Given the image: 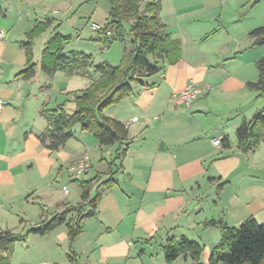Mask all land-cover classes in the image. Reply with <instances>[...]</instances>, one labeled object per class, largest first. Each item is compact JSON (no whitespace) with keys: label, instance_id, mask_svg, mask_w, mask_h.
I'll return each instance as SVG.
<instances>
[{"label":"crops","instance_id":"crops-1","mask_svg":"<svg viewBox=\"0 0 264 264\" xmlns=\"http://www.w3.org/2000/svg\"><path fill=\"white\" fill-rule=\"evenodd\" d=\"M219 1L226 3V0ZM2 11L0 30L6 38L0 42V100L3 101L0 107V234L11 231L24 236L66 206L79 205L81 183L95 178L98 181L92 184L93 195L99 194L100 199L95 207L87 208V213L94 211V216L83 221L82 233L72 245V258L66 225L47 236L31 234L26 239L46 244L47 250L54 251L53 255L61 251L67 258L66 264H129L144 258L157 239L161 244H156L163 249L172 237L196 242L205 233L215 231L221 236L219 228L207 226L211 221L223 220L228 226L238 228L254 217L264 225V160L250 163L249 159L251 154L259 157L264 152V141L243 153L236 137V129L243 119H250L261 109V94L247 86L259 79L256 63L261 55L260 49H250L249 34L247 46L235 48L227 41L226 48H220L224 52L221 50L218 56L210 53L209 43H205L217 34L218 28L185 37L180 32L170 33L169 26L160 17L171 39L180 43L179 62L166 64L158 74L142 78L134 84L133 96L104 112L128 129L130 146L125 155L117 158L118 145L101 147L80 126L73 128L72 138L64 146L51 152L38 137L47 128L41 115L46 105L44 95L48 94L52 100L56 84L44 82L33 86L36 74L31 80L19 77L26 64L20 72L8 73L12 62L6 58L11 49L6 46L7 38L19 21L12 19L8 10L2 8ZM248 25L253 29L257 24L248 21ZM225 31L229 42L236 43L238 36L230 28L226 27ZM197 42H202L203 47H196ZM45 76L48 81L56 82L58 76L65 75ZM191 84L208 88V93L190 108L175 103L173 96ZM223 89L230 97H240L229 114L235 119L231 129L220 123H217L219 128L214 127L216 124L208 121L212 118V100ZM62 91L65 97L71 93L66 88ZM223 138H228L229 149L222 143L214 145L213 140ZM84 156L89 157L92 168L74 179L69 168ZM114 161L116 165L110 170L109 165ZM110 178L113 180L110 187L102 185ZM71 184L72 197L68 187ZM212 191L216 197L219 195L213 206L218 210L217 218L211 212V205L209 209L205 207ZM12 255H8L10 261ZM185 264L197 263L185 257Z\"/></svg>","mask_w":264,"mask_h":264},{"label":"trees","instance_id":"trees-1","mask_svg":"<svg viewBox=\"0 0 264 264\" xmlns=\"http://www.w3.org/2000/svg\"><path fill=\"white\" fill-rule=\"evenodd\" d=\"M110 4L109 20L105 28L98 31L97 42L105 48H110L115 42L125 43L131 37L132 47L125 49L118 66L109 63L94 65L92 55L83 52H66V46L73 41L72 36L56 33L44 44L41 56V70L49 78L57 74L66 77H81L90 80V86L79 92L68 93L74 96L75 110L68 113L63 107L49 109L44 105L41 115L47 122L46 131L38 139L51 152L59 150L70 138L75 126H80L82 132L92 134L101 147L118 145L117 158L125 155L130 143L128 129L116 119L105 116L104 112L112 105L119 104L127 97L134 95V84L142 78L151 77L163 71L166 64L175 65L181 57L178 41L172 40L167 27L160 21V2H147L142 8L143 0H108ZM0 14L4 16L1 2ZM54 21L36 23L28 42L22 44L27 54L26 68L18 74L24 80H31L36 74V64L33 57V38L39 32L53 26ZM128 26V28H127ZM111 34L108 35V31ZM250 49L264 46V26L249 33ZM259 79L249 83L250 90L259 92L264 97V56L256 63ZM238 146L243 153H248L264 141V105L252 118L243 119L236 129ZM225 149L230 148L228 138L221 140ZM115 161L109 169L115 167ZM94 179L82 182V203L76 206H66L65 209L50 219L18 236L11 231L0 234V264H10L15 244L31 234L47 236L63 225L67 226L70 244L69 257H73L72 245L82 233V223L94 216V211L87 213V208L96 206L99 194L93 195ZM112 178L102 185L110 187ZM221 187V186H220ZM72 215L74 217L70 218ZM45 217V211H43ZM208 227L221 230V239L213 248L209 264H264V225L254 217L248 218L240 227H230L223 220L211 221ZM164 259L167 264H173L181 257H189L200 264L204 247L198 242L186 238H169L164 245ZM7 253V256L3 254Z\"/></svg>","mask_w":264,"mask_h":264},{"label":"rangeland","instance_id":"rangeland-1","mask_svg":"<svg viewBox=\"0 0 264 264\" xmlns=\"http://www.w3.org/2000/svg\"><path fill=\"white\" fill-rule=\"evenodd\" d=\"M3 10H8L9 15L19 23L13 32L10 33L7 40V47H11L8 51L7 59L12 62V66L8 73L14 74L20 72L27 63V54L22 44L28 42V35L35 28L36 23H44L47 20L54 21L53 26L46 28L43 32L33 38V57L32 61L36 64V79L33 86L39 83L49 82L50 85H55L53 94L50 100L48 94L44 95L46 105L49 109H56L59 106L63 107L68 113H73L75 110L74 96L68 94L64 96L63 89L66 92H79L87 89L90 86V80L81 77L73 76L66 78L58 76L56 82L48 81L45 74L41 71V56L44 44L49 41L56 33L63 36H72L73 41L66 46L65 51L83 52L87 55H92L94 65L109 63L113 66H118L123 57L125 49L130 50L132 47L131 37H128L125 43L115 42L110 48H105L102 44L96 41L98 33L92 29V26L98 25L105 28L109 20L110 4L108 0H1ZM157 1L161 4L160 17L164 24L169 26V32H180L185 37L191 35L198 36L205 34L218 28L217 34L207 40L209 43L210 53H222V49L227 41L231 47L243 48L247 46V36L249 32L258 27L264 26V0H226L222 4L219 0H150ZM149 0H143L142 8ZM10 6V7H9ZM255 6V7H254ZM8 7L10 9H8ZM3 17V15H1ZM220 19V20H219ZM200 21V23H198ZM220 21V22H219ZM248 21H254L255 26L249 29ZM198 23V24H197ZM195 25L196 27H193ZM230 28L234 33L236 43L229 42L225 29ZM128 28V26H127ZM202 42H197V47H203ZM204 43V44H205ZM188 45V44H187ZM202 45V46H201ZM189 47V45H188ZM222 48V49H220ZM261 50L260 58L264 56V46L257 47ZM1 49V48H0ZM256 49L255 51H257ZM222 50V51H221ZM224 52V51H223ZM7 53V52H6ZM219 56V55H218ZM7 73V69H5ZM4 74V73H3ZM1 76V74H0ZM61 77V78H60ZM46 79V80H45ZM236 84H234L235 86ZM236 87V86H235ZM226 89L212 100L213 111H211L210 122L216 124L214 127L219 128L220 123L228 128H232L235 119H232L229 114L232 108L235 107V102L240 99L239 96L233 95L230 97L225 94ZM228 96V97H227ZM263 100V101H262ZM40 100H38L39 102ZM264 105V97L261 98V108ZM252 118V117H251ZM45 119V118H44ZM221 121V122H220ZM211 141V139H210ZM257 155V154H256ZM250 155V163L264 160V152L260 156ZM89 158V157H88ZM248 164L247 160H244ZM261 168V167H260ZM264 172V167H262ZM247 176V175H246ZM248 177V176H247ZM249 180V178H248ZM63 186L65 183H62ZM69 191L74 196V187L68 185ZM210 200L206 204L211 212L219 216L218 210L214 208L215 200H219V195L212 191ZM65 229V226L63 227ZM210 233V232H209ZM218 232L198 236L196 242L204 247V252L200 264H208L211 250L220 241ZM32 239V238H31ZM44 243V242H41ZM156 243L161 244V240L157 239ZM154 243L153 248L147 249V255L144 258L132 261L129 264H167L164 260V251L158 244ZM141 248L142 245H138ZM54 254V251L47 250L46 244H35L34 240H23L15 244L14 252L11 257L10 264H66L67 258L61 251ZM152 252V253H151ZM152 254V256H150ZM64 262V263H63ZM119 264V263H118ZM125 264V262H124ZM173 264H185V257H181Z\"/></svg>","mask_w":264,"mask_h":264},{"label":"built area","instance_id":"built-area-1","mask_svg":"<svg viewBox=\"0 0 264 264\" xmlns=\"http://www.w3.org/2000/svg\"><path fill=\"white\" fill-rule=\"evenodd\" d=\"M92 29L94 31H98L101 29L98 25H93ZM108 35L111 34L109 30ZM6 38L5 33L0 30V42H2ZM208 88H200L195 84H191L187 86L183 91L173 96V101L177 104L186 105L190 108L194 103L200 100L204 95L208 93ZM3 105V101L0 100V107ZM214 145L218 146L221 145L220 140H213ZM92 166L86 156L76 160L69 168V171L72 174L74 179H79L83 175L87 174L91 170ZM65 193H67V189L64 188Z\"/></svg>","mask_w":264,"mask_h":264}]
</instances>
